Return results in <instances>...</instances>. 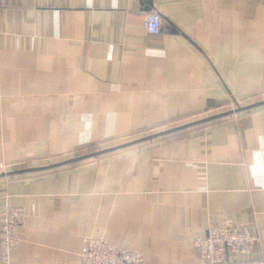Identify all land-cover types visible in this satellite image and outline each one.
Here are the masks:
<instances>
[{"label": "crops", "instance_id": "1", "mask_svg": "<svg viewBox=\"0 0 264 264\" xmlns=\"http://www.w3.org/2000/svg\"><path fill=\"white\" fill-rule=\"evenodd\" d=\"M261 101L264 0H0V211L29 212L10 264H82L88 236L203 264L194 239L230 224L259 237L235 261L261 258L264 105L124 145Z\"/></svg>", "mask_w": 264, "mask_h": 264}, {"label": "built area", "instance_id": "2", "mask_svg": "<svg viewBox=\"0 0 264 264\" xmlns=\"http://www.w3.org/2000/svg\"><path fill=\"white\" fill-rule=\"evenodd\" d=\"M162 15L150 9L143 25L151 34L162 32ZM29 212L23 207L7 206L0 211V264H10L13 248L20 238L17 228L27 223ZM259 239L247 226L222 225L208 228L194 239L199 259L203 264H264V256L252 261H235L237 252L248 254ZM82 264H141L144 254L140 251L119 247L105 236L84 238L80 252Z\"/></svg>", "mask_w": 264, "mask_h": 264}, {"label": "water", "instance_id": "3", "mask_svg": "<svg viewBox=\"0 0 264 264\" xmlns=\"http://www.w3.org/2000/svg\"><path fill=\"white\" fill-rule=\"evenodd\" d=\"M149 8L151 9L150 6L148 7V9ZM261 105H264V101L256 102V103H253V104H250V105H246V106H239L235 110H230V111H227V112L218 113V114L209 116V117H207L205 119L193 121V122H190V123L181 125V126H176L174 128H171V129H168V130H164V131H161V132L154 133L152 135H149L147 137L138 139L136 141H132V142L126 143L124 145H128V144H132V143H137V142H142V141L154 139V138L159 137V136H163V135H166V134H169V133H173V132H176V131H180L181 129H185L187 127L196 126V125L201 124V123H205V122H208V121H212L214 119H218V118H221V117L230 115V114H232L234 112H239V111H243V110L252 109V108H255V107H258V106H261ZM124 145H122V146H124ZM112 149H114V148H112ZM112 149H110V150H112ZM106 151H108V150H102V151L90 153V154H87V155L79 156V157H76V158H74L72 160H68L67 162H69V161L70 162L71 161H79V160H81L83 158L90 157V156H96V155H98V154H100L102 152H106ZM62 163H66V162H62ZM43 168H45V167L31 168V169H22V170H16L14 172H25V171H29V170H37V169H43ZM14 172H11V173H14Z\"/></svg>", "mask_w": 264, "mask_h": 264}]
</instances>
